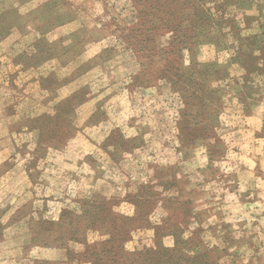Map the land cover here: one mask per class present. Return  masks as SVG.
Wrapping results in <instances>:
<instances>
[{
	"label": "rangeland",
	"instance_id": "obj_1",
	"mask_svg": "<svg viewBox=\"0 0 264 264\" xmlns=\"http://www.w3.org/2000/svg\"><path fill=\"white\" fill-rule=\"evenodd\" d=\"M195 2L196 46L167 68L219 101L206 115L201 96L198 133L226 141L209 166L205 148L177 150L188 98L164 78L147 83L158 65L120 36L137 25L133 0H0V264H94L117 224L131 230L108 254L119 264L158 245L264 264V0Z\"/></svg>",
	"mask_w": 264,
	"mask_h": 264
},
{
	"label": "trees",
	"instance_id": "obj_2",
	"mask_svg": "<svg viewBox=\"0 0 264 264\" xmlns=\"http://www.w3.org/2000/svg\"><path fill=\"white\" fill-rule=\"evenodd\" d=\"M180 1L181 0H133L137 25L132 27L126 35L120 36L126 39L125 43L127 44V48L132 51L133 55L137 59H143L145 61L144 63L147 69L150 67L152 62L154 65H158L160 76L150 78V80H147V83L158 82L161 80L156 79L164 78L173 91L180 93L182 99H184L185 95V97L189 100L188 103L186 100L181 118H179V121L177 122L181 128H179V146L177 150L183 153V157H186L189 155L188 152L192 151V146L200 144L205 146L209 158L214 160L217 159L215 157L217 156V153L220 152L219 148L221 147V143H223V141L218 139V141L207 142L206 138L198 133L201 132V130L203 132L206 131V129L202 127L204 125L200 120L202 119V109H205V107L203 108V97L208 99V108L204 111L206 115L209 108H211L212 104H214V101L219 102L216 100L217 98L214 97V90L207 89L202 91L200 89L201 84L193 78L192 72L188 74L189 80L185 82L188 86L184 85L183 81H179V83H177L175 79L172 80V73H170V70L167 68L169 55L174 53L177 55L178 59H182L183 51H188L191 46H196V43L194 42L198 38V28L205 24L204 19H200L198 21L199 18L196 17L197 14L192 13L191 11V9L197 11L198 8L196 2L194 3V0L183 1L184 4H188L187 8H189V13H182V15H179V13L177 14L175 11L176 7L174 5L179 4ZM193 3L195 4V7L194 5L192 6ZM203 16H205V14ZM236 29L237 28H234V31L229 32L232 44H234V39L239 36ZM216 32H219V29H217ZM245 46L246 49L249 50L248 43H246ZM263 47H258V50H261ZM154 55L157 57V60L154 59ZM140 63L141 65H144L142 61ZM147 69H145V71ZM182 71L183 70L181 69V74ZM185 76L186 75L183 74V76L181 75L177 78V80L181 78L184 80ZM234 84L246 87L244 81H236ZM239 89L241 88L239 87ZM202 95L203 97H201ZM236 96L238 99L243 101L239 93H237ZM244 107L247 110V103H245ZM245 112L249 113V110ZM146 188L147 190H144V196H148L152 193L149 190V185H147ZM148 191L150 193H148ZM138 196H141L144 200L143 195L139 194ZM178 198V195H173L170 199H168V201H174L171 203L180 206L182 203L179 202ZM137 201L135 200V202ZM135 202L134 205H138ZM120 221L122 222V219ZM117 225H110L111 229L109 228V238L103 240L99 249H94L89 253V256L93 260L94 264H107V262L108 264H119L115 258L109 257L108 254L109 252L113 253V249H115L114 253L122 251V247L120 245L122 239H120V234H124L123 232L125 231L126 233H129L131 230L122 229ZM152 228L157 229L158 227L153 225ZM160 229L161 227L157 229L158 235H160ZM175 231L176 228L173 226L169 233L174 237V243L177 244L179 241L176 237ZM154 236L156 239V235ZM116 240H118V242ZM137 253L138 259L132 262V264H219L210 261L205 255H202L201 257H182L181 255L176 254L175 250H170L159 245L157 247L143 246L137 251ZM114 257L116 256L114 255Z\"/></svg>",
	"mask_w": 264,
	"mask_h": 264
},
{
	"label": "crops",
	"instance_id": "obj_3",
	"mask_svg": "<svg viewBox=\"0 0 264 264\" xmlns=\"http://www.w3.org/2000/svg\"><path fill=\"white\" fill-rule=\"evenodd\" d=\"M255 103H257V104L259 105L260 102H255ZM251 112H252V111H251ZM249 113H250V112H249ZM252 116H253V115H250L249 118H251ZM263 138H264V137H263ZM223 142H226V141L223 140ZM176 146H179V143H178V145L176 144ZM202 147L205 148V146L200 145V144H197V145L192 146L191 149H192L193 151H195L197 148H202ZM205 149H206V148H205ZM206 152H207V151H206ZM205 162H206V166H209V164L212 165L213 162H215V161L212 160V159H210L209 156L207 155V161H205ZM206 166H205V167H206Z\"/></svg>",
	"mask_w": 264,
	"mask_h": 264
}]
</instances>
